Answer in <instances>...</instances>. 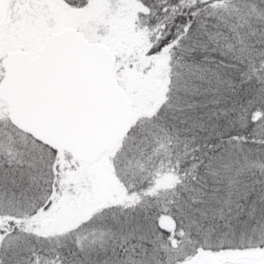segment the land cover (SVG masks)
Here are the masks:
<instances>
[{"label":"snow or ice","instance_id":"snow-or-ice-1","mask_svg":"<svg viewBox=\"0 0 264 264\" xmlns=\"http://www.w3.org/2000/svg\"><path fill=\"white\" fill-rule=\"evenodd\" d=\"M0 264H264V0H0Z\"/></svg>","mask_w":264,"mask_h":264}]
</instances>
